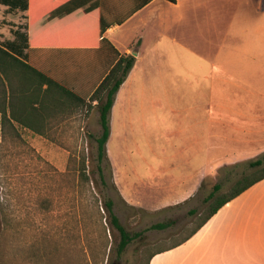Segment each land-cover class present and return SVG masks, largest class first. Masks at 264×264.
Listing matches in <instances>:
<instances>
[{
	"label": "rangeland",
	"instance_id": "rangeland-1",
	"mask_svg": "<svg viewBox=\"0 0 264 264\" xmlns=\"http://www.w3.org/2000/svg\"><path fill=\"white\" fill-rule=\"evenodd\" d=\"M170 49L167 59L140 61L138 73L126 78L102 162L96 105L51 110L37 131L0 115V264H147L198 226L215 186L222 196L261 171L250 164L264 159V131L248 132L253 136L244 145L238 131H209L208 149L197 154L207 141L197 118L212 106L209 75L217 77L220 68L201 47L197 56ZM236 78L230 85L237 90ZM196 173L190 181L178 176ZM109 201L126 231L139 234L122 253ZM160 223L170 227L151 229Z\"/></svg>",
	"mask_w": 264,
	"mask_h": 264
},
{
	"label": "crops",
	"instance_id": "crops-1",
	"mask_svg": "<svg viewBox=\"0 0 264 264\" xmlns=\"http://www.w3.org/2000/svg\"><path fill=\"white\" fill-rule=\"evenodd\" d=\"M138 1L0 0V47L12 48V53L25 64L32 68L37 64L46 70L10 72L5 81L6 93L1 86L4 91L0 115L5 104L8 116L11 108L17 115L30 116V126L11 118L13 125L31 131L41 129L40 124L47 121L49 114L38 113L34 108L51 99V92H59L45 82L46 77L50 78L49 72L56 70L60 78L69 82L83 81V51L89 48L88 41L99 40L98 32L89 30L93 20L102 16V8L109 20L122 17ZM31 28L34 64L29 60ZM102 39L110 43L103 49L114 48L135 57L127 80L138 73L140 61L150 57L167 59L170 48L179 47L195 56L199 47L207 52L200 54L213 60L212 66H218L220 71L217 77L209 75L213 83L212 88L209 86L212 106L204 118H197L196 128L207 140L197 148V154L208 149L209 131H238L239 145L252 139L248 132L264 131V0H153L123 24L112 25ZM78 51H82L81 56ZM98 61L95 66L101 71L105 61ZM234 77L237 90L230 85ZM214 81L220 90L214 91ZM39 114L41 117L34 119ZM224 159L227 158H218L217 162ZM178 176L190 181L198 173ZM150 264H264V180L225 205L188 242L156 255Z\"/></svg>",
	"mask_w": 264,
	"mask_h": 264
},
{
	"label": "trees",
	"instance_id": "trees-1",
	"mask_svg": "<svg viewBox=\"0 0 264 264\" xmlns=\"http://www.w3.org/2000/svg\"><path fill=\"white\" fill-rule=\"evenodd\" d=\"M153 0H140L138 3L132 5V9H130L124 16L109 20L106 16L107 13L102 8V16L99 19L93 20L91 26H89L90 32L97 31L99 39L95 43L93 40L88 41L90 45L89 48H85L83 51L85 65H84V80L80 82L76 81H66L58 76L56 70L54 72H49L50 78L46 77L45 82L50 87L57 88L59 92L50 91L48 93L51 94V99L45 100L43 102H39L40 108H34L38 113H48L51 110L60 109V107H65L69 105L71 108H83L88 110L92 109L94 105L98 106L99 114H100V125H101V136L97 139L98 143V158L99 162L106 156V144L110 138V114L115 103L116 95L120 90L121 86L124 84L126 78L129 73L133 69L136 59L132 55L121 54L114 48L105 50L106 46H109L110 43L102 39L104 33L112 27V25H121L125 21H127L132 15H134L137 11L141 10L145 5L150 3ZM171 3H176L177 0H167ZM25 9L28 8V3L24 6ZM88 28V27H87ZM30 63L34 64V32L33 28L30 29ZM33 46V47H32ZM100 48V49H99ZM12 49V48H11ZM5 50L0 47V86L3 85L6 93V80H9L8 75L10 72L20 71L22 69H27L28 71L38 72L46 71L45 67L40 65H36V67L32 68L30 65L25 64L18 57H16L12 50ZM11 51V52H10ZM77 52V51H76ZM80 56L81 52L78 51ZM76 56V55H73ZM103 59L105 61V65L101 71H99L95 64L99 62L98 60ZM39 69V70H38ZM57 80V81H56ZM2 86V87H3ZM4 91V90H3ZM47 93V94H48ZM45 104L47 106H45ZM3 119L7 120L12 118L15 122L19 123L23 126H30L29 117L27 114L25 117L22 114H16L13 112V108H11V114L8 116L7 114V106L4 104V109L2 111ZM40 118V114L35 118ZM251 168H259L261 171L256 173L255 175H244L241 179H239L233 186L230 192L224 194L222 196H216V194L220 191V186H215L214 191L210 194V196L206 199L207 202L212 201L211 205L208 207L207 213L205 214L202 221L198 224V226L184 239L177 242L175 245L161 249L156 253L152 254L149 258L147 264H150L151 260L158 254L166 253L173 249H176L186 242H188L192 237H194L225 205L245 193L251 187L260 183L264 180V159L257 160L250 164ZM88 180V178H85ZM105 208L110 220V224L119 232L120 234V243L118 246V251L122 253L124 249L136 239L139 234L131 235L126 231V229L120 224L118 217L114 214L113 211V203L111 201L105 203ZM170 227L169 223H160L151 227L152 230H166ZM1 230V223H0Z\"/></svg>",
	"mask_w": 264,
	"mask_h": 264
},
{
	"label": "water",
	"instance_id": "water-1",
	"mask_svg": "<svg viewBox=\"0 0 264 264\" xmlns=\"http://www.w3.org/2000/svg\"><path fill=\"white\" fill-rule=\"evenodd\" d=\"M114 264H118V263H114Z\"/></svg>",
	"mask_w": 264,
	"mask_h": 264
}]
</instances>
